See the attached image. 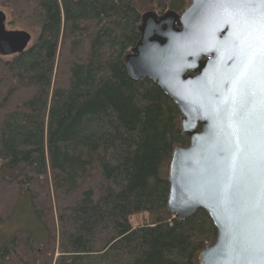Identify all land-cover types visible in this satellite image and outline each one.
Returning <instances> with one entry per match:
<instances>
[{
    "label": "trees",
    "instance_id": "trees-1",
    "mask_svg": "<svg viewBox=\"0 0 264 264\" xmlns=\"http://www.w3.org/2000/svg\"><path fill=\"white\" fill-rule=\"evenodd\" d=\"M188 3L0 0L9 25H39L0 57V226L27 198L43 235L14 231L0 264H199L215 242L205 210L177 220L166 208L171 152L188 144L177 106L123 64L146 9Z\"/></svg>",
    "mask_w": 264,
    "mask_h": 264
},
{
    "label": "water",
    "instance_id": "water-1",
    "mask_svg": "<svg viewBox=\"0 0 264 264\" xmlns=\"http://www.w3.org/2000/svg\"><path fill=\"white\" fill-rule=\"evenodd\" d=\"M123 56L177 106L188 138L167 165L166 208L183 220L203 209L216 227L199 264H264V0H189L145 10ZM30 32L0 10V56L25 50Z\"/></svg>",
    "mask_w": 264,
    "mask_h": 264
},
{
    "label": "rangeland",
    "instance_id": "rangeland-1",
    "mask_svg": "<svg viewBox=\"0 0 264 264\" xmlns=\"http://www.w3.org/2000/svg\"><path fill=\"white\" fill-rule=\"evenodd\" d=\"M0 10L6 13L7 28L26 30L30 32V34L32 35V40H34V38L37 35V30L39 29V25H36L35 20L34 21L30 20L29 22L24 24L9 25L8 24L10 21L9 12L2 7H0ZM0 57L10 58V56H0ZM140 220H141L140 217H134L132 220L133 225L139 224ZM18 229L30 230L33 233V239L35 244L40 243L43 238L41 228L36 221L30 202L27 198H22L19 200L16 208L14 209L9 219L0 226V247L3 244V242L6 241L12 235V233Z\"/></svg>",
    "mask_w": 264,
    "mask_h": 264
}]
</instances>
